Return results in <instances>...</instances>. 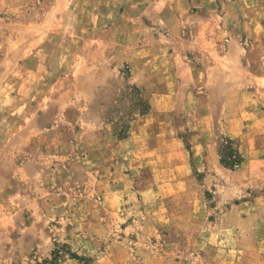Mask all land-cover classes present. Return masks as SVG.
<instances>
[{"label":"rangeland","instance_id":"rangeland-1","mask_svg":"<svg viewBox=\"0 0 264 264\" xmlns=\"http://www.w3.org/2000/svg\"><path fill=\"white\" fill-rule=\"evenodd\" d=\"M0 264H264V0H0Z\"/></svg>","mask_w":264,"mask_h":264},{"label":"trees","instance_id":"trees-1","mask_svg":"<svg viewBox=\"0 0 264 264\" xmlns=\"http://www.w3.org/2000/svg\"><path fill=\"white\" fill-rule=\"evenodd\" d=\"M221 164L230 170H238L241 167L242 159L238 149L233 142L228 141L227 145L220 150Z\"/></svg>","mask_w":264,"mask_h":264}]
</instances>
